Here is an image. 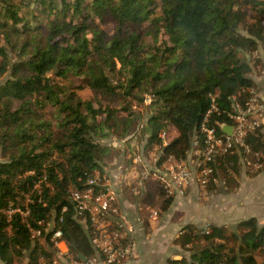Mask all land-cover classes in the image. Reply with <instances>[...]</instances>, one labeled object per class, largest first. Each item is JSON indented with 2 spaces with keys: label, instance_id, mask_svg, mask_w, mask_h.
Masks as SVG:
<instances>
[{
  "label": "trees",
  "instance_id": "trees-1",
  "mask_svg": "<svg viewBox=\"0 0 264 264\" xmlns=\"http://www.w3.org/2000/svg\"><path fill=\"white\" fill-rule=\"evenodd\" d=\"M260 44L264 0H0V260L49 261L51 218L74 258L90 256L70 194L120 152L95 137L136 135L137 108L149 97L146 149L157 146L159 162L183 159L212 105L219 131L234 102L245 106ZM85 88L91 100L79 94ZM171 128L177 135L168 138ZM262 128L246 137V159L259 165H244L249 175L264 170ZM242 165L237 153L216 158L225 187L237 186ZM173 197L154 182L140 201L163 210ZM31 228L43 231V243ZM173 243L189 255L166 264H264V224L255 217L232 230L187 224Z\"/></svg>",
  "mask_w": 264,
  "mask_h": 264
},
{
  "label": "built area",
  "instance_id": "built-area-1",
  "mask_svg": "<svg viewBox=\"0 0 264 264\" xmlns=\"http://www.w3.org/2000/svg\"><path fill=\"white\" fill-rule=\"evenodd\" d=\"M250 93L245 106L233 103L232 110L227 113L231 122L220 123V131L210 120L211 112L217 110L212 105L199 125V138L193 140L183 159L170 155L159 162L157 157L149 165L140 149L138 136L132 134L123 139H131L132 149L125 179L129 183V179L134 177L141 192L147 183L158 182L166 194L176 196L183 195L192 184L205 188L210 183H216L218 176L215 163L219 155L237 153L243 165L258 168L257 162L251 164L246 159V154L250 152L246 137L252 130L264 126V107L259 103L254 88ZM225 125L231 126L230 134L222 130ZM160 136L161 145H166V133L162 132ZM87 184L86 188L71 192L70 200L74 207V218L87 231L94 252L85 259L79 255L82 260L74 258L68 251L62 230L56 226V220L51 218L46 222L44 232L50 234L53 255L47 262L40 258L41 264H116L134 252V225L118 214L116 189L110 186L105 174L101 176L98 172L87 180ZM139 210L147 211L150 219L158 217L159 208L153 204H140ZM30 233L33 241L44 242L40 228H31ZM0 264L7 263L0 260Z\"/></svg>",
  "mask_w": 264,
  "mask_h": 264
},
{
  "label": "crops",
  "instance_id": "crops-1",
  "mask_svg": "<svg viewBox=\"0 0 264 264\" xmlns=\"http://www.w3.org/2000/svg\"><path fill=\"white\" fill-rule=\"evenodd\" d=\"M256 56L260 61L252 66L250 77L253 80V88L257 93L258 101L264 107L263 45H259ZM246 58L248 60V57ZM262 129L264 131V126ZM175 135L177 131L174 129ZM146 138L147 136L140 140V149L147 163L151 165L159 156V150L157 146L153 149H146ZM112 143L121 152L114 160L115 163L105 168V175L110 186L116 189L118 214L134 225L132 234L134 252L129 258L116 264H166L168 258L179 259L182 256H188L187 250L184 251L188 254L181 253L182 248L173 243L181 228L187 224L197 229L217 226L232 230L233 223L236 224L239 220L249 217H255L259 224H264V170L255 175H249L244 165L240 170L238 184L233 189L225 187V182L218 175V181L211 183L215 187L210 190L202 188L204 190L199 191L197 190L199 186L192 184L183 195L174 196L167 208L161 210L159 204L154 203L153 205L159 208V213L156 219H150L147 211L139 210L143 191H140L136 179L130 178L129 183L125 179L128 167L123 169L122 163L125 157L128 158L127 165L129 163L132 149L131 145L130 149L128 148L127 143L129 145L131 142L112 137ZM153 154V158H149ZM153 184L154 182H149V185ZM219 185L224 186L226 192L217 199L212 193ZM198 195L203 200L202 202L196 200ZM116 217L115 214L114 219Z\"/></svg>",
  "mask_w": 264,
  "mask_h": 264
},
{
  "label": "rangeland",
  "instance_id": "rangeland-1",
  "mask_svg": "<svg viewBox=\"0 0 264 264\" xmlns=\"http://www.w3.org/2000/svg\"><path fill=\"white\" fill-rule=\"evenodd\" d=\"M79 94L82 96V98L83 99H86V100H91L92 98H93V94H92V91L90 90V89H88V88H85V89H82L80 92H79ZM145 100H146V103L145 104H139V107L137 108L138 110H139V126H138V132L136 133V135L138 136V139L139 140H143V139H145V137L147 136V131H148V128H147V119H148V115H149V109H148V102H149V98H145ZM172 136H174V129L173 128H171L170 130H169V132H168V138L170 137H172ZM96 138V140H98V141H100L101 143H104V144H111V145H115V144H113L112 143V134H111V132L109 131V132H107V131H102V132H100V134L98 135V136H96L95 137ZM129 141L131 142V139H129ZM128 141V142H129ZM130 145H131V143H129V145H128V143H127V146H129L128 148L130 149ZM116 147V146H115ZM121 152V151H120ZM128 153H129V151H128ZM153 156H154V154L153 155H151L149 158H153ZM118 157V156H117ZM117 157L116 158H114L111 162H109L108 164H107V166H106V168H109L110 166H112L115 162H114V160H116L117 159ZM124 157H125V155H124ZM126 158V157H125ZM125 158H124V161H123V163H122V165H123V169H125L126 167H127V161H128V158H126V160H125ZM148 159V158H147ZM126 163V165H124ZM121 165V166H122ZM243 167V166H242ZM199 189H197V190H199V191H202V190H204V189H202V188H200V187H198ZM217 190L216 191H213V193H212V195H213V197L214 198H217V199H219V198H221V196L226 192L225 190V188H224V186H222V185H219V186H217V188H216ZM197 198H196V200L197 201H203L202 199H201V197H200V195H198V196H196ZM155 205H157V203L155 204ZM160 214H161V212H160ZM160 214H159V216H160ZM234 224L235 223H233V227H234ZM49 248V252L51 253V256L53 255V249L51 248V247H48ZM181 253H184V254H188L187 252H185L184 250H182L181 249ZM26 261V260H25ZM24 261V262H25ZM25 264V263H24Z\"/></svg>",
  "mask_w": 264,
  "mask_h": 264
},
{
  "label": "water",
  "instance_id": "water-1",
  "mask_svg": "<svg viewBox=\"0 0 264 264\" xmlns=\"http://www.w3.org/2000/svg\"><path fill=\"white\" fill-rule=\"evenodd\" d=\"M231 126L225 125L222 127V130L225 131L226 133L230 134L231 133ZM80 256L85 259V257L83 255L80 254Z\"/></svg>",
  "mask_w": 264,
  "mask_h": 264
}]
</instances>
